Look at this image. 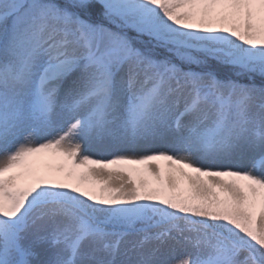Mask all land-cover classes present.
Masks as SVG:
<instances>
[{
	"label": "snow or ice",
	"instance_id": "obj_1",
	"mask_svg": "<svg viewBox=\"0 0 264 264\" xmlns=\"http://www.w3.org/2000/svg\"><path fill=\"white\" fill-rule=\"evenodd\" d=\"M0 264H264V0H0Z\"/></svg>",
	"mask_w": 264,
	"mask_h": 264
},
{
	"label": "rangeland",
	"instance_id": "obj_2",
	"mask_svg": "<svg viewBox=\"0 0 264 264\" xmlns=\"http://www.w3.org/2000/svg\"><path fill=\"white\" fill-rule=\"evenodd\" d=\"M88 154L90 155V156H92L93 158H97V157H100V156H103V155H110L109 153H107V152H103V153H100V151H96V150H92V149H89L88 150ZM102 154V155H101ZM136 155H139V154H142V153H140V152H137V153H135ZM41 157H43V158H45V160H50V165H56V164H58L59 163V160L58 159H54V158H51V157H48V156H41ZM40 157V159H43V158H41ZM49 158V159H48ZM51 158V159H50ZM48 162V161H47ZM46 162V163H47ZM160 163H166V162H163V161H161ZM155 165H156V162H151V167H152V170L153 171H157V169H156V167H155ZM135 167H142L141 165H136ZM104 176L106 177L107 176V173H104Z\"/></svg>",
	"mask_w": 264,
	"mask_h": 264
},
{
	"label": "bare ground",
	"instance_id": "obj_3",
	"mask_svg": "<svg viewBox=\"0 0 264 264\" xmlns=\"http://www.w3.org/2000/svg\"><path fill=\"white\" fill-rule=\"evenodd\" d=\"M100 153H103V152L100 151ZM101 155H102V154H101ZM103 156H108V155H103ZM41 158H43V157H41ZM48 159H49V158H48ZM50 159H51V158H50ZM34 160H35L37 166L40 168V171H41L42 174H43V171H44V166H45V165H49V164L51 163L50 160H45V158L40 159V157L34 158ZM47 161H48V162H47ZM46 162H47V163H46Z\"/></svg>",
	"mask_w": 264,
	"mask_h": 264
}]
</instances>
